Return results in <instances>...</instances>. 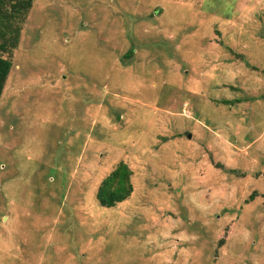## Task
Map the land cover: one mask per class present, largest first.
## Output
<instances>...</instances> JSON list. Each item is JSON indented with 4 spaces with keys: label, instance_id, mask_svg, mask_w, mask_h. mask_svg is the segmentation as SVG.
Listing matches in <instances>:
<instances>
[{
    "label": "rangeland",
    "instance_id": "374dc122",
    "mask_svg": "<svg viewBox=\"0 0 264 264\" xmlns=\"http://www.w3.org/2000/svg\"><path fill=\"white\" fill-rule=\"evenodd\" d=\"M16 1L0 264H264V0Z\"/></svg>",
    "mask_w": 264,
    "mask_h": 264
},
{
    "label": "trees",
    "instance_id": "16d2710c",
    "mask_svg": "<svg viewBox=\"0 0 264 264\" xmlns=\"http://www.w3.org/2000/svg\"><path fill=\"white\" fill-rule=\"evenodd\" d=\"M13 0H0V97L9 75L12 61L4 57L2 53L8 52L17 46L20 26L13 25L12 19L8 13H2L1 7L6 6ZM32 0H17L13 5V13H20L19 19H23L31 6ZM233 102H239L238 99ZM224 103H230L224 100ZM131 170L128 165L120 161L116 167L101 181L96 198L102 206H114L117 202L125 200L130 196L133 187L130 182ZM253 195H250V199Z\"/></svg>",
    "mask_w": 264,
    "mask_h": 264
},
{
    "label": "water",
    "instance_id": "95a60500",
    "mask_svg": "<svg viewBox=\"0 0 264 264\" xmlns=\"http://www.w3.org/2000/svg\"><path fill=\"white\" fill-rule=\"evenodd\" d=\"M189 137H190V134H189Z\"/></svg>",
    "mask_w": 264,
    "mask_h": 264
}]
</instances>
